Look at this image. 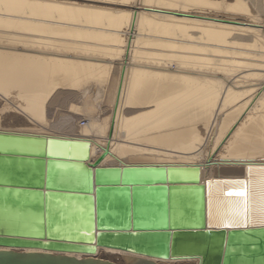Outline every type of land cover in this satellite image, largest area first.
I'll return each instance as SVG.
<instances>
[{"label":"bare ground","instance_id":"1","mask_svg":"<svg viewBox=\"0 0 264 264\" xmlns=\"http://www.w3.org/2000/svg\"><path fill=\"white\" fill-rule=\"evenodd\" d=\"M99 1L115 8L0 0V133L88 141H50L49 147L55 154L88 153L89 160L107 147L101 164L129 163L133 155L152 161L142 163L199 164L202 180L264 164V0ZM95 39L105 41H90ZM64 49L83 59L62 54ZM231 49H237L234 56H220ZM110 67L117 73L108 119L91 112L75 125L80 107L74 104L55 125L64 129H49L45 109L51 103L91 98L90 110L99 108L102 82H114ZM84 77L97 79L95 90L82 87ZM68 84L71 91L59 90ZM26 119L31 130L3 129ZM209 138L213 148L206 151ZM138 142L149 147L133 145ZM219 144L223 153L213 151ZM0 148L38 152L43 141L1 137ZM103 253L122 254L98 249L96 255ZM188 261L197 262H159Z\"/></svg>","mask_w":264,"mask_h":264},{"label":"water","instance_id":"2","mask_svg":"<svg viewBox=\"0 0 264 264\" xmlns=\"http://www.w3.org/2000/svg\"><path fill=\"white\" fill-rule=\"evenodd\" d=\"M1 137L43 148H0V264H264V164L202 180L199 164H101L107 147L92 160L49 147L88 141Z\"/></svg>","mask_w":264,"mask_h":264},{"label":"rangeland","instance_id":"3","mask_svg":"<svg viewBox=\"0 0 264 264\" xmlns=\"http://www.w3.org/2000/svg\"><path fill=\"white\" fill-rule=\"evenodd\" d=\"M64 1V0H63ZM66 1V0H65ZM68 1V0H67ZM70 2H76V3H78V4H80V5H82V4H84V5H89V6H96V7H110V8H115V5H112V4H109V3H107V2H101V1H99V0H69ZM78 1V2H77ZM90 2V3H89ZM93 2V3H92ZM88 3V4H87ZM91 4V5H90ZM95 4H97V5H95ZM106 4V5H105ZM100 5V6H99ZM112 5V6H111ZM85 40V39H84ZM92 40H94V39H92ZM92 40H90L91 42H94V43H104V41H105V39H104V41L103 40H96V41H92ZM88 41V40H87ZM107 42V41H106ZM105 42V43H106ZM237 47V46H236ZM237 48H240V46L239 47H237ZM233 50V51H232ZM237 49H231V51H230V54L229 53H227V52H221V53H223V54H221V53H216V52H209V51H207V52H205V51H200V53L202 52V53H205L207 56L209 55V53L210 54H212V53H214V54H218V55H220V56H229V55H232V56H234L233 54H232V52H234V51H236ZM194 51H196V50H194ZM63 52V53H62ZM61 53L62 54H69V55H77L78 57H77V59H83V58H80V57H82L83 56V54H81V53H79V52H72V50L71 51H69L68 49L66 50V49H64V51H62ZM69 52V53H68ZM198 52V51H197ZM101 55V56H100ZM103 54H99L97 57H102L103 59H106V56H102ZM120 56H118V55H116V58L115 59H119L120 57H121V54H119ZM205 55V56H206ZM80 56V57H79ZM209 57H212L211 55H209ZM237 57H239V56H237ZM116 61V60H115ZM118 61H120V60H118ZM112 68V69H111ZM202 68H207V65H204ZM115 69V67L113 68V67H110V70H111V72H110V76H111V78H114V82H112V81H110L109 80V78H108V80L106 81V82H102V90H103V94H102V96H101V100L99 101L100 103H99V108L96 110V109H94L93 108V110H90L91 109V102H93L94 103V101L93 100H90L91 98H86V99H80V98H74L75 100H70V99H68L66 102H55L54 104L53 103H51L50 105H47L46 107V109H45V112H47L46 113V119H47V121H49V124H51V123H53L52 124V126H49V129H51V130H53V129H58L57 131L59 132L60 130H62V129H64V128H62V127H64L63 125H62V127H55V125L57 124V123H59L60 122V120L64 117V115L65 114H69V113H71V105H74V104H76V105H78L80 108H79V110H77L80 114H74L75 115V121H74V124L76 125V124H78V125H82L83 123H85V118H86V114H89V113H91V112H93V113H96V114H98L99 115V117L100 118H102L103 120H107L108 119V116L110 115V113L112 112V108H113V104H112V99H113V91H114V85H115V77L114 76H116V74L115 73H117V72H115L116 70H114ZM114 70V71H113ZM113 76V77H112ZM83 80H86V81H83ZM82 82H81V85H82V87L85 85V87H86V83H87V87L88 86H90L89 88L90 89H92L91 91H93V90H95V86H97V84H98V81H97V79L96 78H94V77H84V78H82V80H81ZM96 81V83H94ZM85 83V84H84ZM105 83V84H104ZM114 83V84H113ZM105 86H104V85ZM94 85V86H93ZM62 87H64V88H62ZM59 90H62V89H65L67 92H69V91H71V90H69L70 88V85L68 84V85H63ZM59 90H57V92L56 93H58V91ZM75 91V90H74ZM68 96H70V95H68ZM62 101V100H61ZM2 104H3V102L0 100V108L2 107ZM87 108V109H86ZM124 109H126L127 110V108H124ZM124 109H122V112L121 113H123V114H125V113H127L126 112V110H124ZM73 110V109H72ZM83 110V111H82ZM124 110V111H123ZM73 111H75V110H73ZM12 113L14 114V115H17V116H22L23 118H25L24 117V115H22V114H19L18 112H15L13 109H12ZM241 116H243V112L240 114V116L237 118L238 120H237V122L240 120V118H241ZM28 119H26V122H28V124H25V125H23V127H25V128H29L30 130H31V128H33V126L31 125V124H29V121H27ZM60 124V123H59ZM200 124H198V129L200 130L199 132H200V135H201V133H202V131H203V133H202V135L201 136H203L205 139H207V137H208V135H207V130L205 131V129H203L202 128V126H199ZM3 126V125H2ZM5 126V125H4ZM18 128V127H17ZM19 128H22V127H19ZM4 130H10V129H12V125L10 124V126H8V128H7V126H5L4 128H3ZM108 129L110 130V131H108ZM107 129V134L108 135H110L111 134V132H112V130H111V127H109ZM203 129V130H202ZM63 132V131H62ZM65 132V131H64ZM227 133V132H226ZM226 135V134H225ZM116 138H118L119 140H117L118 142L120 141V142H123L122 141V138L121 137H119V136H117ZM209 140H210V138H209ZM207 144H208V146H207ZM133 145H139V146H144V147H149V146H147V144L145 145L143 142L142 143H139L138 142V144H133ZM212 146V138H211V140L209 141V142H207L206 143V147L207 148H205L206 149V151H210V149H212L213 148V146ZM208 147H210V148H208ZM223 147H221V145L219 144L216 148H214L213 149V151H217V149H219L218 151H221V152H218V153H223V149H222ZM134 156V158H129L128 159V161H129V163H131V162H134V163H142V162H152V161H147V160H145L146 159V157H144V156H147V155H141V156H139V155H133ZM143 156V157H142ZM130 157V156H129ZM142 157V158H141ZM140 158V159H139ZM113 158H111V156H110V160H112ZM138 159V160H137ZM203 161V163H205L206 161H204V160H201V162ZM117 164H119V163H117ZM189 263L188 264H192V262L191 261H188ZM171 264H187V262H180V263H171Z\"/></svg>","mask_w":264,"mask_h":264},{"label":"crops","instance_id":"4","mask_svg":"<svg viewBox=\"0 0 264 264\" xmlns=\"http://www.w3.org/2000/svg\"><path fill=\"white\" fill-rule=\"evenodd\" d=\"M26 124L28 123V122H25ZM25 123H19V122H14V121H12V130L13 129H21V130H30L29 128H25V127H23V125H25ZM18 127V128H17ZM19 127H22V128H19ZM33 132H35V131H33ZM65 133V132H64ZM70 137H73V136H70ZM240 170V169H239ZM239 170L238 171H236V172H227V171H225V172H219L218 174L219 175H226V174H236V173H238L239 172ZM221 173V174H220ZM224 173V174H223Z\"/></svg>","mask_w":264,"mask_h":264},{"label":"snow or ice","instance_id":"5","mask_svg":"<svg viewBox=\"0 0 264 264\" xmlns=\"http://www.w3.org/2000/svg\"><path fill=\"white\" fill-rule=\"evenodd\" d=\"M241 195H243V193H241ZM262 213H264V203H262V209H261ZM262 223H264V220H262Z\"/></svg>","mask_w":264,"mask_h":264}]
</instances>
